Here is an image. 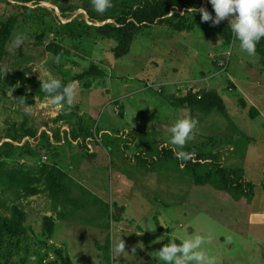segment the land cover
Listing matches in <instances>:
<instances>
[{"label":"rangeland","instance_id":"1","mask_svg":"<svg viewBox=\"0 0 264 264\" xmlns=\"http://www.w3.org/2000/svg\"><path fill=\"white\" fill-rule=\"evenodd\" d=\"M135 1L112 0L113 6L100 14L91 0H40L26 4L28 9L0 0V27L8 17L18 16L14 35L27 37L18 49L8 43L2 57L0 149L23 127L37 132L16 145L14 155L5 159L7 168L36 171L43 164L59 165L75 177V195L88 204L60 220L47 192L23 197L0 187V216L11 218L18 206L27 228L6 237L11 243L0 237V264H64L59 248L75 264H102L97 245L108 240L112 264H148L159 262L165 244L197 235L205 238L202 249L214 264H264V57L249 56L238 41L228 44L201 29L179 32L155 25L136 32L130 42L121 31L98 32L114 25ZM208 4L202 0L203 8ZM60 5L78 9L63 13ZM210 12L215 15L213 8ZM72 19L91 27L75 41L59 32ZM52 41L67 48L59 63L46 47ZM24 75L61 81L82 76L74 83L71 110L50 104V98L22 104L14 91L32 89L22 83ZM201 90L218 92L231 119L174 103V97ZM64 114L66 119H60ZM185 117L198 123L183 150L194 151L193 158L216 156L228 168H242L245 179L255 184L251 199L236 200L212 185H197L183 169L168 145L167 129ZM81 123L92 128L95 137L89 146L94 153L53 138L58 131L67 136ZM43 131L50 138L40 137ZM164 151L172 154L165 156ZM204 162L198 171L212 169L210 160ZM46 216L55 222L52 237L43 236ZM120 237L126 252L116 258L113 245Z\"/></svg>","mask_w":264,"mask_h":264},{"label":"trees","instance_id":"2","mask_svg":"<svg viewBox=\"0 0 264 264\" xmlns=\"http://www.w3.org/2000/svg\"><path fill=\"white\" fill-rule=\"evenodd\" d=\"M14 1L20 2V5L24 9H28L29 7L26 6V4L40 0ZM201 7L202 0H136L135 3L129 7L128 11L122 12V14L115 18L114 25L106 24L105 26H101L98 28V32L109 34L111 32L121 31L130 42L133 40V36L136 32L155 25H161L179 32H192L195 29H201L207 37L219 35L228 44L238 41L233 37L231 29L228 26L229 24L221 22L219 25H212L211 22H203L199 11ZM206 8L210 11L212 6L208 4ZM60 9L65 13L68 10L72 11L78 8L60 5ZM194 9L196 10L195 12ZM90 13L92 18H97L96 14ZM19 21L20 19L18 16H10L0 27V83L3 82L2 57L5 53L7 44L11 43L15 37L14 32L20 23ZM90 28L91 27L85 20L79 21L77 19H72L69 22L61 24L59 32L65 38L75 41L88 34ZM46 47L48 51L54 55H59L60 58L64 57L67 52L66 46L60 44L58 41H52ZM256 53L264 57V39L257 44ZM117 54L120 55V52L117 51ZM81 77L82 76L68 78L62 81V83L65 85L68 83L74 84L75 81ZM21 80L23 84L32 88L31 91L24 89H16L14 91L15 98L22 104L31 105L36 101L37 97L51 99V97L41 91V79L38 77L24 75L21 76ZM2 87L4 92L7 93L8 87L5 85ZM174 99V103L178 107L192 108L206 115L218 111L228 119H231L228 115L223 98L216 91H190L186 96L174 97ZM61 106L64 108L63 105ZM66 117L67 116L64 114L60 119H66ZM36 134V130L32 129L28 131L23 127L11 142H4L2 150L0 149V187L10 191L15 190L23 197L35 196L45 191L49 195L51 208L57 214V219L66 220L68 213H76L88 206L87 202L82 200L83 196L79 197L75 195V180L67 170L53 163L43 164L36 171L27 170L25 168H7V161L5 159L14 155L16 145L20 144L19 142L25 139V137L29 136L34 138ZM45 134L50 138V135L46 131H43L40 137H45ZM52 135L55 141L57 140L56 142L64 140V142L70 144L71 147H76L74 144H77V146L81 148L84 147L87 150V154L90 147L89 141H92L95 137L92 128L83 126V123H81L78 129L70 130L67 136H65L66 134L61 135L60 131ZM18 138L20 139L16 141ZM24 141V143H26V140ZM84 143H86V145H83ZM85 146L88 147V149ZM185 151L195 154V152L190 149ZM171 154L172 153L164 151L165 156H170ZM209 160L211 163L209 165L212 169L206 172L198 171L208 163H203V161ZM183 163L185 165L183 169L194 176L197 185H212L218 190L228 192L236 200H240L243 197L251 199L254 195L255 184L245 179V171L242 168H228L224 166L216 156L208 158L203 154H196L194 158L183 161ZM40 185H45V187L41 188ZM99 199H97V201H100ZM1 201L0 198V206L2 205ZM13 208L11 218L0 216V237H2V241H7L8 243H11L12 240L6 237H10L15 233L16 229H21L23 233L27 232V228L24 225L26 220L25 213L18 206H14ZM42 227L43 236L52 237L55 233V222L53 217L46 216ZM11 237H13V235ZM97 248L102 252V264H112L110 240L105 244H98ZM58 253L64 261V264H75L69 256H65L63 248H59ZM22 264L26 263L23 262ZM148 264L160 263L158 261H152Z\"/></svg>","mask_w":264,"mask_h":264},{"label":"clouds","instance_id":"3","mask_svg":"<svg viewBox=\"0 0 264 264\" xmlns=\"http://www.w3.org/2000/svg\"><path fill=\"white\" fill-rule=\"evenodd\" d=\"M95 11L103 14L113 6L112 0H91ZM215 15L207 8H200L201 20L219 25L224 20L229 21L233 37L239 41L240 50L249 56L256 54L257 44L264 39V0H208ZM196 10L194 9V12ZM27 37L18 34L12 40V47L18 49L24 45ZM60 56L53 58L60 62ZM40 89L51 97L52 105H63L65 111H70L76 96V87L72 83L63 84L61 80L49 77L41 80ZM198 121L191 118H179L168 129V145L178 160L188 161L193 154L184 151L187 143L194 138V129ZM205 243L203 236L197 235L192 239H184L179 244L175 241L165 244L157 255L163 264H214V260L202 249ZM125 243L119 238L114 242L113 254L116 258L124 256Z\"/></svg>","mask_w":264,"mask_h":264},{"label":"crops","instance_id":"4","mask_svg":"<svg viewBox=\"0 0 264 264\" xmlns=\"http://www.w3.org/2000/svg\"><path fill=\"white\" fill-rule=\"evenodd\" d=\"M102 131H104V130H102ZM92 147V146H91ZM93 148H91L90 150H92ZM90 152H92V153H94V149H93V151H90ZM82 157V156H81ZM82 162L83 161H80V163H79V165L78 166H75V167H80L81 166V164H82ZM71 175V174H70ZM72 178L75 180V177L74 176H72ZM78 178H84L83 176H78ZM76 181V180H75ZM77 183V182H76Z\"/></svg>","mask_w":264,"mask_h":264},{"label":"water","instance_id":"5","mask_svg":"<svg viewBox=\"0 0 264 264\" xmlns=\"http://www.w3.org/2000/svg\"><path fill=\"white\" fill-rule=\"evenodd\" d=\"M118 214H119V212H117ZM161 224H163V226H165L166 227V223L164 222V220L161 218Z\"/></svg>","mask_w":264,"mask_h":264}]
</instances>
